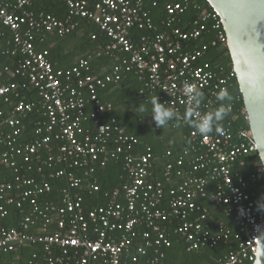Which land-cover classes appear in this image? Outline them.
Segmentation results:
<instances>
[{"label": "built area", "instance_id": "1", "mask_svg": "<svg viewBox=\"0 0 264 264\" xmlns=\"http://www.w3.org/2000/svg\"><path fill=\"white\" fill-rule=\"evenodd\" d=\"M37 1L0 0V43L3 30H9L12 34L10 55L19 53L23 56L10 75L25 79L22 84H3L0 65V99L8 104L12 101L11 94L15 99L19 98L18 87L26 89L31 86L37 91L46 116V122L37 125L33 142L18 143L21 136L20 119L32 113L35 104L17 100L9 116L4 119L10 132L5 134L0 130V166L12 168L17 174L14 182L0 184V202L14 205L18 209H23L24 204L28 203L31 208L30 214L21 221L22 230L0 227V249L13 252L23 246L41 243L46 254L51 257L48 258V264H61L64 261H72L73 264H121V258L128 251L135 235L134 227L144 223L151 231L142 235L145 245L138 252L144 255L145 249L155 247L157 257L153 262L157 263L163 258L158 250L171 246L157 222L172 217L179 222L176 232L185 240L187 252L201 248L212 249L229 240L233 234L223 225L210 231L206 225L208 210L197 204L196 200L206 197L208 180H218L220 183L208 197L209 202L226 206V217H232L238 227V233L234 235L237 245L229 251L222 264H253L264 225V205L256 207L247 193L248 183L242 178L234 182L231 176L234 164L243 162L257 152L249 129H238L234 134L227 128L220 129L203 137L196 134L194 129L190 131L189 138L195 153L191 171L202 172L204 176L187 173L184 180L170 191L171 200L168 208L164 209L161 206L162 183L153 178L150 149L145 154H135L133 148L138 143L137 139L127 135L114 121L103 125L96 120L95 136L84 135L81 127V119L90 102L96 106L91 112L92 118L94 114L112 108L110 103L99 102L98 91L109 84L119 83L122 74L131 71L146 74L147 86L151 90L160 91L165 105L177 114L186 113L190 103L185 85H195L201 91H207L201 112L218 108L220 102L217 96L227 92L230 78L210 72L207 66H195L194 62L202 52L191 50L188 45L201 36L207 23H211L215 30L222 27L219 17L214 12L202 10L193 21L191 30L181 32L172 29L170 33L151 34L152 38L144 36L140 44L135 46L128 38L130 29L136 27L155 32L140 0H100L92 9L88 8V0H60L69 10V17L65 21L30 10V6ZM183 3L172 0L166 6L167 27L175 23L176 18L183 13ZM86 18L91 19L110 40L106 51L122 53L125 57L103 76L80 78L82 71L89 72L88 62L84 59H80L71 71H55L47 53L35 50V36L56 33L63 37L77 28L80 20ZM217 44L226 46L225 33L217 34L213 45ZM72 76L80 80L72 84ZM2 114L0 109V117ZM243 115L244 121L248 123L245 111ZM112 135L117 145L113 155H123L125 171L129 177V184L122 189V202L110 201L104 206L84 212L79 193L82 189L81 180L68 174L67 186L62 189L58 204L40 206L37 203V198L50 193L52 188L48 183H37L32 178L19 175V158L29 164L38 150L47 147L53 139L63 144L52 160H49V168L55 163L67 165L71 169L88 168L92 172L93 164L98 162L103 167L108 157H112L107 146ZM176 166H183L182 159L177 160ZM173 170L174 165L166 166L164 175L167 181L171 179ZM259 174L264 175L262 165ZM64 175L62 169L55 172L57 178ZM85 188L90 192L99 191L98 184L92 180L87 182ZM118 196V192L113 194V198ZM0 212L1 217H4L6 212L2 211V207ZM39 220L41 225L37 229L43 234H28L26 231L35 227ZM114 232H118L119 237L111 235ZM151 234L154 235L153 240ZM56 249L59 252L54 255Z\"/></svg>", "mask_w": 264, "mask_h": 264}, {"label": "trees", "instance_id": "2", "mask_svg": "<svg viewBox=\"0 0 264 264\" xmlns=\"http://www.w3.org/2000/svg\"><path fill=\"white\" fill-rule=\"evenodd\" d=\"M99 1L88 0V8L92 9ZM171 1L140 0L155 32L151 33L147 29L140 30L136 27L130 29L128 38L135 46L140 44L141 38L144 36L149 35L152 38L151 34L170 33L172 29H179L181 32L189 31L192 29L193 21L198 18L202 10L213 13V10L205 0H186L185 3H183V0H178L183 3L184 11L176 18L175 23L167 27L166 6ZM30 10L35 13L43 12L50 14L62 21L67 20L69 17L68 8L60 0H38L30 6ZM219 32L224 33L222 27L215 30L211 23H207L206 30L196 41L189 42L188 47L191 50L202 52V55L194 62L195 66H207L210 72L218 76H229L230 79L226 92L229 99L224 102L227 116L220 122L219 130L227 128L234 134L238 129H249V126L243 119V99L233 72L227 46L213 45V42L217 40ZM11 37V32L4 29L0 43V65L3 75L2 81L5 85L10 83L22 84L25 82V79L20 76L11 77L10 75L23 59V56L19 53L14 56L10 55ZM109 43L110 40L99 30L98 26L91 19L86 18L80 20L78 27L63 37L58 36L56 33H41L36 35L34 47L37 52L47 53V57L55 71L66 73L76 67L80 59L86 60L89 72L85 73L82 71L80 78H83L89 75L107 74L125 57L122 53L107 52L106 47ZM80 78L72 76L71 83L74 84ZM17 91L19 98L15 99L11 94L12 101L8 104H4L0 99V109L3 113L0 117V130L5 134L10 132L4 123V119L13 110V103L15 101L23 100L34 103L33 112L20 119L21 136L18 142L31 143L36 138L35 130L37 125L45 123L46 116L42 109L39 95L34 88L31 86H28L26 89L18 87ZM202 92L205 99L207 91ZM154 96H158L159 101L164 103L163 94L158 90H151L147 86L146 74H139L135 71L125 72L122 74L119 83L109 84L97 93L99 102L101 104L110 103L112 108L109 111L96 113L92 118L91 114L93 113L91 112L95 110L96 106L94 102H90L81 119V127L83 128L84 135L95 136L97 125L94 122L96 120H99V124L103 125L114 121L127 135L137 139L138 143L133 148L135 154H145L146 150L150 149L153 178L155 181L162 183L163 198L161 206L167 209L171 200L170 191L184 180L187 173H192L193 176H204V174L202 172L193 173L191 171V162L194 160L195 153L192 149L194 146L190 142L189 135L193 129L183 119L169 121L166 126L160 129L155 127L150 113L152 110L151 99ZM85 97L87 98L88 96L85 95ZM139 105L145 107L147 111L143 113L136 111L135 109ZM165 106L167 107V105ZM227 108H230V110ZM184 114L185 112L177 114V117ZM114 137L112 135L107 143L112 157H108L103 167L98 162L93 164L92 172H89L88 168L71 169L67 165L55 163H52L49 168L47 166L49 160H52L51 158H53L58 148L63 144V142L52 139L47 147L45 146L38 150L36 156L33 157V160L29 164L23 163L20 158L18 159L19 175L32 178L37 183L50 184L52 188L51 192L37 198V203L40 206L58 204L60 202L61 191L67 186L66 177L68 174H72L74 178L81 180L82 189L79 193L82 197L84 212L104 206L110 201L122 202V189L129 184V177L127 171H125L123 155L117 153L113 155L117 148V145L113 142ZM197 149L199 150V147ZM101 158H104V156H101ZM179 159L183 161L182 167L176 166V162ZM102 160L100 159V161ZM169 164L174 165V170L171 173V179L167 181L164 173L166 166ZM261 165L260 158L256 152L244 159L243 162L234 164L231 168V176L234 182L237 178H242L248 183L247 193L256 207L264 205V175L259 174ZM60 169L64 171L65 175L57 178L55 177V172ZM16 176L17 174L14 172V169L0 166V184L12 183ZM89 180L95 181L98 184V192H90L85 188ZM219 183L220 181L218 180H208L206 197L198 198L196 203L208 210L206 225L210 227V231H213L218 225H223L233 234L229 240L220 243L212 249L201 248L196 251L187 252L185 240L176 232L179 222L172 217L166 221L157 222L159 229L170 241L171 246L159 249L158 252L163 254V258L154 263L153 261L157 257L155 247L145 249L144 255L138 252V249H144L145 245L142 235L147 231H151L143 223L134 227L133 232L135 235L132 237L131 246L128 251L121 258V264H222L229 251L237 245L238 241L235 240L234 235L238 233V227L232 217H226V206L211 204L209 202L208 197L216 191ZM115 192L119 193L117 198H113ZM0 207H2V211L6 212L4 217H1L0 212V227L22 230L20 226L21 221L31 211L29 204L25 203L23 209H18L14 205H7L1 201ZM193 218L191 217L190 219ZM39 225H41L40 220L37 221L35 227L28 229L26 232L30 235H40L41 232L37 229ZM51 232H53V228ZM111 235L118 236L119 233L114 232ZM151 239H154L153 234H151ZM58 252L57 249L53 251L54 255H57ZM48 258L51 259L44 251V246L41 243L23 246L13 252H4L0 249V264H48ZM61 264H73V262L64 261Z\"/></svg>", "mask_w": 264, "mask_h": 264}, {"label": "water", "instance_id": "3", "mask_svg": "<svg viewBox=\"0 0 264 264\" xmlns=\"http://www.w3.org/2000/svg\"><path fill=\"white\" fill-rule=\"evenodd\" d=\"M221 20L248 126L264 167V0H205ZM253 264H264V225Z\"/></svg>", "mask_w": 264, "mask_h": 264}, {"label": "clouds", "instance_id": "4", "mask_svg": "<svg viewBox=\"0 0 264 264\" xmlns=\"http://www.w3.org/2000/svg\"><path fill=\"white\" fill-rule=\"evenodd\" d=\"M185 92L190 103L186 113L180 117H177L175 110L166 107L164 103L160 102L158 96H154L151 99L152 110L150 113L155 127L160 129L166 126L169 121L183 119L201 137L210 135L214 131H219L220 122L227 116L224 102L229 99L228 94L222 92L217 96V100L220 102L218 108L201 112V104L204 99L203 92L195 85H185ZM135 110L142 113L147 111L141 105Z\"/></svg>", "mask_w": 264, "mask_h": 264}, {"label": "crops", "instance_id": "5", "mask_svg": "<svg viewBox=\"0 0 264 264\" xmlns=\"http://www.w3.org/2000/svg\"><path fill=\"white\" fill-rule=\"evenodd\" d=\"M108 73H109V72H108ZM100 76H103V75H100ZM26 116H27V115H26ZM26 116H25V117H26ZM7 117H8V116H7ZM7 117H6V118H7ZM22 118H23V117H22Z\"/></svg>", "mask_w": 264, "mask_h": 264}]
</instances>
